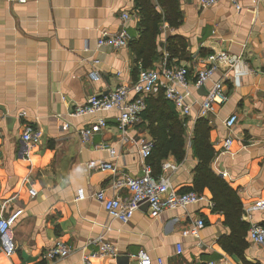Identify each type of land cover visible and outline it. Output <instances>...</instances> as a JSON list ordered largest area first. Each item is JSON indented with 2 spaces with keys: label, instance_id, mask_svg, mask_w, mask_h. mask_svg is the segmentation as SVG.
<instances>
[{
  "label": "crops",
  "instance_id": "obj_1",
  "mask_svg": "<svg viewBox=\"0 0 264 264\" xmlns=\"http://www.w3.org/2000/svg\"><path fill=\"white\" fill-rule=\"evenodd\" d=\"M149 1L161 11L158 0ZM134 4V0H0V218L22 210L12 226L15 249L7 254L0 248V264H82V256L88 254L90 264H136L133 255L140 249L150 254L151 264H157V258L164 264L264 262V248L251 242L248 234V224L264 225V210L245 211L264 199V0H220L206 8L197 0H179L181 21L177 27L166 21L160 24L148 66H159L171 36L180 39L179 54L172 61L189 70V138L181 162L172 156L163 161L174 166L167 175L176 191H195L191 187L197 160L190 138L212 81L197 88L192 85L194 75L207 64L209 54L240 58L237 72L216 62L214 80L227 72L223 79L227 100L214 104L204 118L215 150L209 166L236 192L240 218L247 226L227 221L225 213L214 208L208 188L200 192L203 200L154 218L143 205L126 223L111 218L94 197L99 190L126 194L125 189L110 186L113 178L140 176L149 161L140 155V141L151 140L143 117L123 132L117 127L116 110L71 114L89 95L107 93L137 78L142 64L131 46L140 36ZM124 12L130 14L128 20L122 19ZM120 30L127 36L126 46L97 45L103 33ZM230 114L237 115V122L228 129L225 120ZM101 117L106 126L83 143L80 130ZM26 123L42 130L37 145L26 146L21 139ZM228 135L233 141L224 150ZM99 143L106 147H95ZM108 147L116 150L114 156ZM105 162L115 170L101 168ZM78 189L84 190V199L77 200ZM197 218L204 221L197 234L182 235ZM98 238L112 244L116 255L92 254ZM57 239L71 252L43 257ZM118 256L126 259L117 261Z\"/></svg>",
  "mask_w": 264,
  "mask_h": 264
},
{
  "label": "built area",
  "instance_id": "obj_2",
  "mask_svg": "<svg viewBox=\"0 0 264 264\" xmlns=\"http://www.w3.org/2000/svg\"><path fill=\"white\" fill-rule=\"evenodd\" d=\"M24 1V0H21ZM220 0H197V4L201 8L212 7L219 3ZM236 8L240 10V6L234 3ZM123 20H128L130 14L124 12ZM128 44L127 36L124 30L116 33H103L97 40V45H110L113 47H122ZM207 64L198 69L194 75V85L200 88L207 81H212L210 88L206 90V96L201 101L199 117H206L213 109L214 104H221L227 100V94L224 89L223 79L227 76V72L223 73V77L214 80V75L219 71V65L216 62H224L227 67L235 72L239 69L241 63L238 56H230L224 52L220 54H209L206 56ZM94 75V74H93ZM94 77V76H93ZM189 88V70L183 64H177L175 61L167 62V55L163 56L158 67L142 68L138 70L137 78L131 84H120L113 90L104 94H91L86 100L74 106L71 114L81 116L85 114H95L99 111H117V127L126 132L129 127L134 126L141 121L142 113L146 108V98L162 93L164 97L171 101L180 118H188L190 114V105L186 96ZM237 122V115L230 114L225 120V126L231 129ZM106 126L104 118H98L89 125L80 130L81 140L83 143L89 141L91 136ZM64 128L68 127L67 123L63 124ZM42 138V130L32 123H26L21 133V139L26 144L37 145ZM233 141V137L228 135L223 141V149L229 150ZM97 148L106 147L105 144H96ZM151 140L140 141V155L143 159L149 158L151 154ZM111 156L116 154L114 148L108 147ZM101 168L115 170L111 162L101 164ZM174 168L167 161L161 164V172L154 174L150 164H144V172L140 176H116L111 181V187L114 190L125 189L124 195H108L104 190H99L94 197L102 204L106 213L113 219H117L123 223L128 222L143 205L148 208L149 216L157 217L160 213L167 209L186 208L191 204L203 200V195L196 191H176L168 178L167 170ZM226 173L223 172L222 176ZM32 192V191H31ZM33 193V192H32ZM77 200L84 199L85 193L83 189L77 190ZM1 199V194H0ZM264 210V199L252 202L245 208L247 213L251 211ZM22 213L21 209H17L7 216L0 218V248L7 254L13 253L15 245L13 242L12 226L16 219ZM202 218L191 221L188 227L181 231L182 235H196L198 230L203 226ZM249 239L254 244L264 248V225L258 223H250L248 227ZM98 242V248L92 254L99 256H115V247L102 241L100 238L95 240ZM94 241V242H95ZM177 253L182 252V245H176ZM71 252V247L63 240H55V242L45 250L43 257L53 259L65 257ZM91 254V255H92ZM133 257L136 264H151L153 259L145 249L138 250ZM89 254L82 256V264H90ZM157 264H164L160 258L156 259ZM209 264H214L210 262ZM260 264H264L261 262Z\"/></svg>",
  "mask_w": 264,
  "mask_h": 264
},
{
  "label": "trees",
  "instance_id": "obj_3",
  "mask_svg": "<svg viewBox=\"0 0 264 264\" xmlns=\"http://www.w3.org/2000/svg\"><path fill=\"white\" fill-rule=\"evenodd\" d=\"M179 0H158L161 11L158 12L149 0H134V10L138 18L140 36L131 42L137 60L141 61L142 68H149L153 57L157 36L160 33V24L166 21L170 26L177 27L181 21ZM179 45V46H178ZM180 39L176 36L169 38L166 49L167 62L179 53ZM143 119L148 121L151 135V154L148 163L154 174H159L161 162L169 156L181 162L186 153L187 145V118H180L172 102L162 93L146 98V108L142 113ZM210 127L205 118L196 119L190 138L193 155L197 162L193 169V185L191 189L202 192L208 188L212 194L214 208L225 213L227 221H236L241 227L247 224L241 220V202L236 192L220 176L215 174L209 164L215 155V150L209 141ZM189 190V189H188ZM249 227V224H248Z\"/></svg>",
  "mask_w": 264,
  "mask_h": 264
},
{
  "label": "water",
  "instance_id": "obj_4",
  "mask_svg": "<svg viewBox=\"0 0 264 264\" xmlns=\"http://www.w3.org/2000/svg\"><path fill=\"white\" fill-rule=\"evenodd\" d=\"M125 259H126V257H125V258H123V257H121V256H120V257H119V256L116 257V260H117V261H119V260L121 261V260H125Z\"/></svg>",
  "mask_w": 264,
  "mask_h": 264
},
{
  "label": "rangeland",
  "instance_id": "obj_5",
  "mask_svg": "<svg viewBox=\"0 0 264 264\" xmlns=\"http://www.w3.org/2000/svg\"><path fill=\"white\" fill-rule=\"evenodd\" d=\"M189 126V123H187V127Z\"/></svg>",
  "mask_w": 264,
  "mask_h": 264
}]
</instances>
